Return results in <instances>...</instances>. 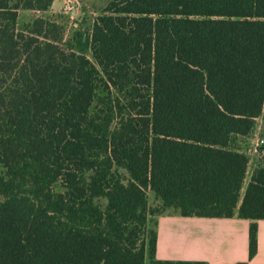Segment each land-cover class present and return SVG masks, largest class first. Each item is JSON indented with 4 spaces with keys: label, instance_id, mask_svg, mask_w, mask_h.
Segmentation results:
<instances>
[{
    "label": "trees",
    "instance_id": "16d2710c",
    "mask_svg": "<svg viewBox=\"0 0 264 264\" xmlns=\"http://www.w3.org/2000/svg\"><path fill=\"white\" fill-rule=\"evenodd\" d=\"M54 1L0 0V264H208L157 259L164 215L252 220V260L264 0H111L69 38Z\"/></svg>",
    "mask_w": 264,
    "mask_h": 264
},
{
    "label": "crops",
    "instance_id": "0c3cea01",
    "mask_svg": "<svg viewBox=\"0 0 264 264\" xmlns=\"http://www.w3.org/2000/svg\"><path fill=\"white\" fill-rule=\"evenodd\" d=\"M66 4L64 0H55L52 9H61L60 11H62ZM251 223L252 220L238 217L160 216L157 259L163 261H204L208 264H240L244 262L264 264V220L258 221V252L252 260H249ZM147 264L152 263L147 262Z\"/></svg>",
    "mask_w": 264,
    "mask_h": 264
},
{
    "label": "rangeland",
    "instance_id": "374dc122",
    "mask_svg": "<svg viewBox=\"0 0 264 264\" xmlns=\"http://www.w3.org/2000/svg\"><path fill=\"white\" fill-rule=\"evenodd\" d=\"M67 4V8L60 11L61 9H52L50 14L64 13L68 19V26L66 29L67 38H69L72 34L73 29L79 27L80 25L87 27L101 12L102 10L111 2V0H64ZM64 4V3H63ZM75 5V6H73ZM69 7H72L71 9ZM34 13H22V19L26 20ZM79 23L77 26L76 23ZM84 23V24H83ZM258 128L256 131L257 137L264 138V116L258 118L257 120ZM252 142V141H251ZM253 144V143H252ZM251 144V145H252ZM251 149H254L253 145ZM264 158V146H259L258 152H253L250 150L251 157V169L248 174L246 185L250 180V175L252 174V170L257 165L258 156ZM149 196L151 199V203L155 202V196L152 192H149Z\"/></svg>",
    "mask_w": 264,
    "mask_h": 264
},
{
    "label": "built area",
    "instance_id": "2783aa9c",
    "mask_svg": "<svg viewBox=\"0 0 264 264\" xmlns=\"http://www.w3.org/2000/svg\"><path fill=\"white\" fill-rule=\"evenodd\" d=\"M69 8L71 9L72 7H69ZM251 141L254 147V149H251V151L253 152H258L259 146H264V138L257 137L256 133L251 138Z\"/></svg>",
    "mask_w": 264,
    "mask_h": 264
}]
</instances>
